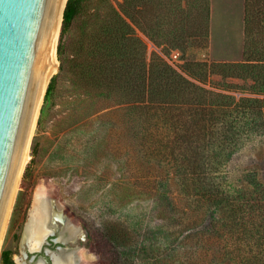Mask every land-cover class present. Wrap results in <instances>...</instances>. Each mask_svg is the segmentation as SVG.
I'll return each mask as SVG.
<instances>
[{"label":"trees","instance_id":"obj_1","mask_svg":"<svg viewBox=\"0 0 264 264\" xmlns=\"http://www.w3.org/2000/svg\"><path fill=\"white\" fill-rule=\"evenodd\" d=\"M84 1L65 3L56 49L59 72L88 95L125 104L142 155L173 168L190 205L204 207L211 218L205 229L233 245L226 254L230 260L264 264V194L251 198L231 192L222 172L244 139L264 131V0H245L243 58L237 62L187 59L193 44L207 45L210 0H123L68 42L66 34ZM140 34L160 51L148 56ZM173 50L182 60L178 68L166 58ZM212 74L220 76L225 90L235 85L228 78L248 81V95L207 88ZM155 189L165 198L162 182ZM85 232L102 264H120V253L131 246L121 225L85 226ZM146 248L159 250L154 243ZM10 254L1 251L4 264L12 263Z\"/></svg>","mask_w":264,"mask_h":264},{"label":"rangeland","instance_id":"obj_2","mask_svg":"<svg viewBox=\"0 0 264 264\" xmlns=\"http://www.w3.org/2000/svg\"><path fill=\"white\" fill-rule=\"evenodd\" d=\"M122 1L85 0L66 34L68 42L81 37L96 15L118 8ZM244 4L245 0H210L207 45L193 44L187 59L241 61ZM60 32L61 27L59 36ZM140 35L148 56L160 51ZM179 57L173 50L166 58L178 68L182 63ZM56 74L52 96L41 104L30 158L11 205L0 254L10 249L15 264L28 263L22 230L34 202L44 198L65 218L66 225L79 229L82 239L71 244L77 246L79 264H102L92 241L86 238L85 226L108 230L113 224L121 225L130 235L126 242L131 246L120 253V264H234L226 255L233 245L205 229L211 218L205 216L204 207L199 210L190 205L173 168L142 155L127 106L77 89L59 67L52 76ZM226 82L235 84L234 88L223 89L220 76L212 74L206 87L235 97L248 95V81L228 78ZM215 83L220 85L213 88ZM222 172L231 192L251 198L264 194V131L244 139ZM157 182L164 184L165 198L155 189ZM150 243L159 246L158 255L153 249L144 250Z\"/></svg>","mask_w":264,"mask_h":264},{"label":"water","instance_id":"obj_3","mask_svg":"<svg viewBox=\"0 0 264 264\" xmlns=\"http://www.w3.org/2000/svg\"><path fill=\"white\" fill-rule=\"evenodd\" d=\"M50 4L51 0H0V234L13 173L23 161L22 154L16 156L18 143L31 115Z\"/></svg>","mask_w":264,"mask_h":264},{"label":"bare ground","instance_id":"obj_4","mask_svg":"<svg viewBox=\"0 0 264 264\" xmlns=\"http://www.w3.org/2000/svg\"><path fill=\"white\" fill-rule=\"evenodd\" d=\"M65 3L66 0H51L44 44H43L40 64L38 68L37 78H36L31 115L20 134L19 143H18L16 156L18 157L20 154H22L23 161L20 168H18L17 171L14 170L13 173V178H12L13 192L7 207V215L5 217L3 230L0 234V247H1L3 234L5 232L8 215L11 209L12 202L15 197V193L17 192V188L19 185V181L21 179L22 172L30 158L29 146L35 129V124L39 115L41 104L44 99V93L50 77L57 70L58 59H57L56 49H57V42H58L59 31L62 20V12ZM29 128H31V131L26 141V132H28ZM56 216L57 213L55 208L54 207L52 208V206L46 199L41 198L39 200H36L32 206L31 211L29 212L27 222L24 225L25 228L23 231L22 241L27 242V244H29L31 249L39 248L42 239L44 237H47L48 234H50L51 232H53L54 228H57V225L54 222L56 220ZM50 223H53V225H50ZM66 233L68 235L74 236L76 231L73 229V227H69L67 228V232H65V234ZM62 238L64 237L62 236ZM52 257H54V261H55L54 264H72L71 254L66 251L62 253L53 252Z\"/></svg>","mask_w":264,"mask_h":264},{"label":"flooded vegetation","instance_id":"obj_5","mask_svg":"<svg viewBox=\"0 0 264 264\" xmlns=\"http://www.w3.org/2000/svg\"><path fill=\"white\" fill-rule=\"evenodd\" d=\"M53 208V207H52ZM57 216L56 220L54 221L57 225V228H54L53 232L48 234L47 237H44L41 241V244L39 248L36 249H31L29 244L27 242H23V244L27 245V251H25V257L28 258L29 261L28 263L25 262H20L19 264H54V257H52L53 252H58L61 250L62 252L66 251L71 254L72 258V264H79V260L77 259L76 251H77V246L76 245H71L75 244L79 239V229L77 227H73L71 225H66L69 224L65 221V218L59 214L58 211H56ZM27 220L25 221L24 225L26 224ZM50 225H53V223H50ZM73 227L75 231H78L75 233L74 236L68 235L67 233V228ZM25 226L23 227L22 230V236H23V231H24ZM84 233V232H83ZM65 234V236H64ZM86 234V232H85ZM62 236L64 238H62ZM84 237V235H83ZM87 238V235H86ZM9 251L11 254V264L14 263V258H13V251L10 249H5ZM0 264H4L1 254H0Z\"/></svg>","mask_w":264,"mask_h":264}]
</instances>
